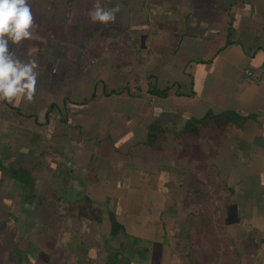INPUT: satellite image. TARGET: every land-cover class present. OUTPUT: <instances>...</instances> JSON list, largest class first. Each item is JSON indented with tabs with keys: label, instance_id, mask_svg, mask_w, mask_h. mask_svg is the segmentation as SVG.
<instances>
[{
	"label": "crops",
	"instance_id": "0c3cea01",
	"mask_svg": "<svg viewBox=\"0 0 264 264\" xmlns=\"http://www.w3.org/2000/svg\"><path fill=\"white\" fill-rule=\"evenodd\" d=\"M99 2L120 4L114 23L90 21L95 0H29L38 38L9 50L36 59L40 74L33 102H0V187L25 208L66 178L69 201L87 195L123 225L125 233L102 234L119 264H184L174 243L179 225L195 205L193 183L209 180L225 198L224 230L233 239L256 235L251 264H264V0ZM39 17L51 36L37 32ZM115 28L128 33L105 41ZM208 111L230 117L219 141L174 138ZM154 122L167 133L151 148ZM5 162L20 163L18 176ZM87 167L96 182L86 179ZM96 225L77 224L85 256L95 251Z\"/></svg>",
	"mask_w": 264,
	"mask_h": 264
},
{
	"label": "rangeland",
	"instance_id": "374dc122",
	"mask_svg": "<svg viewBox=\"0 0 264 264\" xmlns=\"http://www.w3.org/2000/svg\"><path fill=\"white\" fill-rule=\"evenodd\" d=\"M39 22L41 27L38 31L37 25V32H43L41 37H49L46 35L48 30L43 31L48 24L42 17L38 18ZM118 29L128 33L127 28ZM93 34L89 35L90 38L98 37V34ZM104 39L108 40V35ZM89 60L90 63L95 62L92 56ZM39 155L43 158L44 153L40 152ZM5 163L10 165L14 162ZM18 165L21 168L20 163ZM29 166L34 171L33 165ZM208 183L209 180L198 179L193 183L192 196L195 205L186 213L189 218L187 224L179 225V235L174 243L178 245L179 242L183 247V263L251 264L252 259L256 258L254 255L258 252L261 242L252 234L233 239L230 233L224 230L220 206L225 203V198H221L217 193L218 188L210 190ZM67 184L68 182L65 192ZM59 185L60 183L53 188L54 191L41 193L37 206L31 204L25 208L13 207L16 203L7 198L10 187H0V264H105L110 254L117 251L112 247L108 248L102 241V234H109L108 212L105 209L100 207L103 218L99 222L74 215L62 218L58 199ZM2 196H6V199ZM82 197L69 201L65 196L64 200L81 204ZM79 223L81 226L83 223L97 224V228L101 229V234L98 231L96 235L97 240L93 244L95 247H92L95 251L88 256H85L84 246H89L84 243L83 233L77 228Z\"/></svg>",
	"mask_w": 264,
	"mask_h": 264
},
{
	"label": "clouds",
	"instance_id": "9594fccd",
	"mask_svg": "<svg viewBox=\"0 0 264 264\" xmlns=\"http://www.w3.org/2000/svg\"><path fill=\"white\" fill-rule=\"evenodd\" d=\"M120 4L111 8L101 6L95 0L87 13L92 23H114ZM29 0H0V102L20 106L21 102H33L36 94L39 63L18 58L9 50V44L19 45L24 40L36 39Z\"/></svg>",
	"mask_w": 264,
	"mask_h": 264
},
{
	"label": "trees",
	"instance_id": "16d2710c",
	"mask_svg": "<svg viewBox=\"0 0 264 264\" xmlns=\"http://www.w3.org/2000/svg\"><path fill=\"white\" fill-rule=\"evenodd\" d=\"M235 1V0H234ZM222 6L221 3L216 5L217 8ZM40 22L38 23V31ZM49 26H46V28ZM110 38L112 42H115L114 34L123 35L127 34L126 30H119L118 28L110 30ZM46 35L51 36V30L47 31ZM94 35V34H93ZM92 35V36H93ZM90 38V36L88 37ZM83 38L82 40L88 39ZM168 88L157 89L153 88L150 91L157 95H166ZM230 121V117L226 113H213L208 111L204 116L200 118H190L185 123L182 130H180V134H175L174 138L177 140L183 134H193L197 141H207L211 144H215L219 141L221 135H223L227 129L228 122ZM167 133V130L161 127L158 123H150L147 127V138L146 143L149 147L154 148L157 146V143L161 138ZM5 168V165L0 163V168ZM10 176L16 177L20 172V166L18 163H11L8 166ZM86 179L91 182L97 181V173L96 170L87 168L86 169ZM66 178L62 179L59 185V208L62 218L64 219L67 216L74 215L78 218H84L94 221H101L103 218V213L100 207L95 205L93 201L87 196L83 195L82 203L76 204V202L65 201L64 198L66 196ZM108 232L110 235H118L119 233H125V229L122 224H120L114 214L112 212H108ZM123 242L121 243V247L123 246ZM108 261L110 264H119L120 260L118 258V251L114 252V254H110L108 257Z\"/></svg>",
	"mask_w": 264,
	"mask_h": 264
},
{
	"label": "built area",
	"instance_id": "2783aa9c",
	"mask_svg": "<svg viewBox=\"0 0 264 264\" xmlns=\"http://www.w3.org/2000/svg\"><path fill=\"white\" fill-rule=\"evenodd\" d=\"M244 78H245L246 80H251V78H252V71H251V69L246 68V69L244 70Z\"/></svg>",
	"mask_w": 264,
	"mask_h": 264
}]
</instances>
